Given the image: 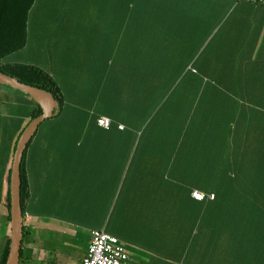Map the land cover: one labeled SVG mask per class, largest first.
Masks as SVG:
<instances>
[{
  "label": "crops",
  "instance_id": "crops-1",
  "mask_svg": "<svg viewBox=\"0 0 264 264\" xmlns=\"http://www.w3.org/2000/svg\"><path fill=\"white\" fill-rule=\"evenodd\" d=\"M103 1L96 22L102 43L89 52L85 70L72 65L71 47L59 44L49 68L21 61L51 72L61 88L58 78L78 89L93 74L97 103L71 119L82 126L66 136L73 143L59 144V132L49 129L45 143L30 145L32 138L25 149L19 264H82L94 230L120 238L140 264H194L189 251L208 242L264 264V3L166 0L160 18L139 20L133 9L124 16L122 1ZM197 57L228 58L221 71L240 78L197 87L208 100H223L219 124L206 139L186 128L168 170L157 172L171 152L143 142L148 124L135 122H146L156 98L164 99L165 76L190 73L194 85ZM35 108L29 95L0 86V261L12 232L6 196L13 155ZM100 116L117 130L96 124ZM126 123L141 127L134 146L121 138ZM193 190L215 198L196 200Z\"/></svg>",
  "mask_w": 264,
  "mask_h": 264
},
{
  "label": "rangeland",
  "instance_id": "rangeland-1",
  "mask_svg": "<svg viewBox=\"0 0 264 264\" xmlns=\"http://www.w3.org/2000/svg\"><path fill=\"white\" fill-rule=\"evenodd\" d=\"M99 2L103 3L104 1L35 0L28 19L27 45L25 49L9 54L5 60L25 61L49 68L52 57L55 56L53 48L59 44L60 49L71 47V53L69 54L72 65L81 64L83 70H85L89 62V52L98 49V46L102 43L96 25L100 11ZM56 36H59V40ZM63 51L59 50L60 57L63 56ZM227 59L193 58L191 63L199 71L194 85L188 83L190 73L181 74L177 76L178 79L175 73L165 76L166 78L163 80V91L166 93L164 99L158 101L156 98L155 108L146 122H135L138 126L144 123L143 129L148 124L143 142L150 140L154 142L158 151L162 152L163 148H168L171 152L164 153L163 157L160 158L159 162L162 168L158 169L157 172L168 170L164 166L167 165L168 159L174 156L178 142L183 138L186 128H188V131L199 129L205 132V139L211 138L212 129L219 124L214 120L218 116L216 114L220 112L218 106L225 104L223 100L218 98L208 100L207 95L201 96L198 94L197 87L201 83L204 85L206 82H219L224 86H228L231 81L239 80L241 74L221 71L222 68H226L227 64L224 63ZM58 80L61 85H64V88H62L64 106L59 117L60 121L56 120V117H51L42 122L30 145L45 143L44 140L42 142L40 140L43 138L42 134L49 129L59 132V144L73 143V141L70 142V139L73 138L66 136L69 135L68 133L76 131L77 128L81 130V127L78 126L80 122H71V119L77 117L78 114H82L91 106L96 107L97 98L95 93L97 91L93 89L96 82L93 74L89 80L79 82L84 85L83 88L78 89L66 88V83H62L60 78ZM185 85L188 86L187 89L184 88ZM0 86L4 85L0 84ZM228 90L235 91L226 88V92ZM160 91L162 90L160 89ZM26 108L28 107L21 105L22 110ZM162 118H165V120L161 122ZM149 121L151 122L149 123ZM57 126L59 128H56ZM152 131H155L154 136H151ZM74 187L72 186L69 189Z\"/></svg>",
  "mask_w": 264,
  "mask_h": 264
},
{
  "label": "trees",
  "instance_id": "trees-1",
  "mask_svg": "<svg viewBox=\"0 0 264 264\" xmlns=\"http://www.w3.org/2000/svg\"><path fill=\"white\" fill-rule=\"evenodd\" d=\"M118 1L123 2L124 5L123 12L125 17L128 16V12H130V10L133 9L132 11H134V13L132 16L140 20L142 18L145 19L147 17H152V16H155L156 18H160L162 16V11H163L162 9L163 2L166 0H118ZM34 3L35 0H0V71L18 79L23 83L44 89L54 94V96L58 99L60 103L59 113L55 117L57 118L56 120L60 121L59 117L63 112V106H64V94L62 88L59 86V84L53 77L52 73L32 64L5 60V58L9 54H12L22 49L26 45L27 34H28L27 33L28 19H29L30 9L32 8ZM41 113L42 110L40 106L36 103V108L33 110L31 114V120L39 116ZM56 128L59 127L57 126ZM140 128L141 127L139 128L133 127L132 124L126 123V129L124 130V132H126L128 135L126 133H123L121 137L123 143L126 145L134 146L136 144L137 134L140 131ZM109 129L117 130L116 124L112 123ZM22 132L23 130L21 131V133ZM24 160H25V152L23 155V161L21 165L22 208H24L25 201L28 195V191L26 190L25 182H24V173H23ZM10 202H11L10 187H8L7 196H6V205H7L9 219L11 218ZM196 244L197 242H191V245H196ZM9 247H10V241L8 242L4 250L0 264L6 263ZM232 251L236 252L233 249H229L227 251L217 248L211 249V244L210 242H208V244H206L203 247V249L198 252H195V249L194 250L191 249L189 251V258L193 261H197L194 264H249L248 260L250 258L246 259L241 254L234 256L231 253ZM229 253H231V255L230 258L228 259L227 254Z\"/></svg>",
  "mask_w": 264,
  "mask_h": 264
},
{
  "label": "water",
  "instance_id": "water-1",
  "mask_svg": "<svg viewBox=\"0 0 264 264\" xmlns=\"http://www.w3.org/2000/svg\"><path fill=\"white\" fill-rule=\"evenodd\" d=\"M0 84L29 95L41 108L42 113L33 118L19 136L13 155L10 174L11 238L5 264H19L24 233V212L21 201V165L28 143L46 119L56 116L60 110L58 99L49 91L23 83L0 71Z\"/></svg>",
  "mask_w": 264,
  "mask_h": 264
},
{
  "label": "built area",
  "instance_id": "built-area-1",
  "mask_svg": "<svg viewBox=\"0 0 264 264\" xmlns=\"http://www.w3.org/2000/svg\"><path fill=\"white\" fill-rule=\"evenodd\" d=\"M264 3V0H249ZM97 124L105 129H109L112 120L106 116L97 118ZM120 129H124V124H118ZM192 196L199 201L206 198L213 200L214 194H206L199 190H193ZM82 264H140L132 255L126 244L117 236L104 230H94L91 234L87 253L82 259Z\"/></svg>",
  "mask_w": 264,
  "mask_h": 264
}]
</instances>
